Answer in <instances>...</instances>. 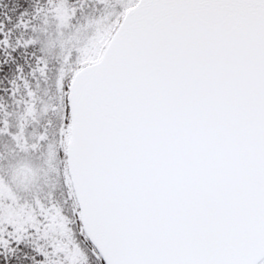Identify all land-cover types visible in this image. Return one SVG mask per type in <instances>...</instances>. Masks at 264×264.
Listing matches in <instances>:
<instances>
[{
  "label": "snow or ice",
  "instance_id": "obj_1",
  "mask_svg": "<svg viewBox=\"0 0 264 264\" xmlns=\"http://www.w3.org/2000/svg\"><path fill=\"white\" fill-rule=\"evenodd\" d=\"M0 264H264V0H0Z\"/></svg>",
  "mask_w": 264,
  "mask_h": 264
}]
</instances>
